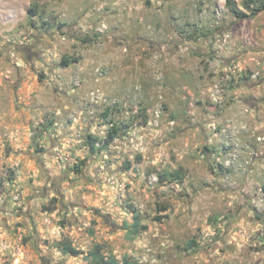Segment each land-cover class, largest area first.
I'll return each instance as SVG.
<instances>
[{
  "label": "rangeland",
  "instance_id": "374dc122",
  "mask_svg": "<svg viewBox=\"0 0 264 264\" xmlns=\"http://www.w3.org/2000/svg\"><path fill=\"white\" fill-rule=\"evenodd\" d=\"M0 45V264H264V12L0 0Z\"/></svg>",
  "mask_w": 264,
  "mask_h": 264
},
{
  "label": "trees",
  "instance_id": "16d2710c",
  "mask_svg": "<svg viewBox=\"0 0 264 264\" xmlns=\"http://www.w3.org/2000/svg\"><path fill=\"white\" fill-rule=\"evenodd\" d=\"M244 8L249 12V15L244 13L243 11L239 10L236 0H226V5L229 8V10L239 19H245L249 16H257L258 14L264 12V0H246L244 3ZM29 14L33 15L35 14V11L32 9L29 11ZM72 62H76V60H70L67 57H64L62 60V66H69ZM116 138V133H109L108 136L104 139L103 144L101 147H97L99 140L95 137H92L91 135L88 136L87 145H89V149L92 153H102L104 149L109 148L112 143L114 142ZM85 162V161H83ZM170 177H172L174 180H179L180 174L177 172L174 176L165 174L160 175V180L165 181L168 180ZM135 223L133 225V234L137 235L139 233V229L143 228L146 229V227L141 226V220L138 217V215H135L134 217ZM61 251L65 255H69L71 257H79L82 252L75 248L72 243L68 241L61 242ZM87 260L88 264H135L134 261L130 258H124L123 261H119L117 258L111 256L106 257L103 252L95 247L93 250H91L87 254Z\"/></svg>",
  "mask_w": 264,
  "mask_h": 264
},
{
  "label": "clouds",
  "instance_id": "9594fccd",
  "mask_svg": "<svg viewBox=\"0 0 264 264\" xmlns=\"http://www.w3.org/2000/svg\"><path fill=\"white\" fill-rule=\"evenodd\" d=\"M68 30L72 31V30H74V27H70ZM4 39H5V42H7L9 38L5 37ZM2 47H3V45H0V48H2ZM11 54L13 56L14 62H20V56L16 53L15 48L12 49ZM33 60H35V57H33ZM97 71H99V70L97 69ZM58 74H60V73H58ZM73 76L75 77V79L77 81H79V79L81 78V71H74L73 73L69 74L68 75V83L72 82ZM96 94H99L100 96L103 95V93H101L99 90H97V93H95L94 95H96Z\"/></svg>",
  "mask_w": 264,
  "mask_h": 264
},
{
  "label": "crops",
  "instance_id": "0c3cea01",
  "mask_svg": "<svg viewBox=\"0 0 264 264\" xmlns=\"http://www.w3.org/2000/svg\"><path fill=\"white\" fill-rule=\"evenodd\" d=\"M4 127H5V129L0 128V143H3V141L6 140V138H8L12 144L17 139L16 137L18 134L15 132V125H11L8 130H6V128H7L6 126H4ZM20 128H22V127H20ZM20 136H22V135L20 134ZM1 153H2V150H0V154Z\"/></svg>",
  "mask_w": 264,
  "mask_h": 264
}]
</instances>
